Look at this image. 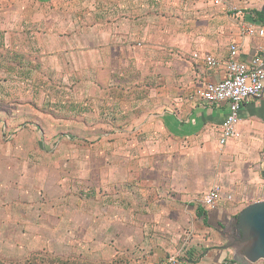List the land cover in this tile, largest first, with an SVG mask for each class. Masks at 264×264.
Returning <instances> with one entry per match:
<instances>
[{"label":"crops","instance_id":"1","mask_svg":"<svg viewBox=\"0 0 264 264\" xmlns=\"http://www.w3.org/2000/svg\"><path fill=\"white\" fill-rule=\"evenodd\" d=\"M197 1L8 2L0 15V251L88 264L233 261L218 229L264 200V129L250 127L264 120V95L243 105L236 137L220 149L226 106L195 92L224 77L227 48L222 26L195 20ZM263 39L237 36L245 57L264 50L246 41ZM196 53L219 67L194 61ZM44 102L58 106L28 105ZM64 103H86V117L102 120L105 169L85 186L66 132L80 115ZM21 112L44 122L17 126ZM68 150L71 176L56 170ZM214 185L222 196L210 211L202 198Z\"/></svg>","mask_w":264,"mask_h":264},{"label":"rangeland","instance_id":"2","mask_svg":"<svg viewBox=\"0 0 264 264\" xmlns=\"http://www.w3.org/2000/svg\"><path fill=\"white\" fill-rule=\"evenodd\" d=\"M8 2L10 0H0V15H5L7 12V6ZM193 3V2H192ZM197 3L202 4V6H199L197 11V18L196 21H199L200 23L206 25L207 29L212 28L213 26L223 27V42L225 45V48H229L230 44L233 41H237L238 36V25L241 23H249L250 19L247 20V18L253 19V12L260 11L261 7L264 4V0H221V3L219 5H213L212 0H198ZM194 16V15H192ZM249 16V17H248ZM246 17V19L244 18ZM243 18V20H241ZM200 26V27H203ZM199 31H202L201 28ZM249 45L253 47H259L261 49H264V39L263 40H250L246 41ZM136 46H140V44H136ZM1 56L4 57V54L1 53ZM3 61L4 58H2ZM1 64V62H0ZM61 93V92H60ZM62 94L65 95V91H62ZM32 106L35 109L41 108L42 106L46 108L47 112L49 113V107H55L58 106L57 103H50V102H44V103H36V104H28ZM71 105L74 107V109L77 110L78 114L80 115L79 119L77 118V125L74 124L71 126L72 129H70V126L68 129H66V132H68V136L71 137V141L73 143L71 144V141L69 139H65L64 137L66 135H63L64 140L72 145L73 148V155L74 150L77 149V155L79 159L78 166H75L71 158V151H67V156H63V166L57 167L56 170L60 171L63 170L64 173L70 175L72 168L68 167L70 165V161H72V164H74L73 169L78 170V181L79 186H82L87 182H94V178L101 177L103 174V170L105 169V164H103V159L106 158L104 155V147L103 144L106 141L105 137H103V134L98 132V130L102 129V120H96L92 118H87L86 113H89L86 103H79L77 105L74 104H66L64 103L65 109H70ZM1 106V105H0ZM39 106V107H38ZM253 105L249 104V107L252 108ZM68 107V108H67ZM264 108V103L262 105ZM40 111V109H38ZM23 111V110H21ZM91 111V110H90ZM20 120H15L14 124L17 122L20 124H23V122H44V119H32L28 115L23 116ZM20 116V115H19ZM54 118L53 114L51 116ZM51 122V120H50ZM264 120L262 122L260 119H250V127L251 128H257L260 127L262 130L264 129ZM21 126V125H20ZM87 127H91L87 129ZM96 127V131H93L92 128ZM101 127V128H97ZM65 134V133H64ZM3 140V136H0ZM44 136H42L43 138ZM140 138L139 136H129L126 140H128L130 143L135 142V139ZM7 139H10L9 136H7ZM112 142H119L118 137H114ZM93 144V145H92ZM118 153V152H116ZM64 155V154H63ZM53 156H47V159ZM42 158L41 154H36L33 152V160L34 159H40ZM44 158V156H43ZM115 173H113L114 176ZM71 176V175H70ZM80 194L82 195V191H80ZM232 203V202H231ZM234 219H232L230 222H233ZM231 224V223H230ZM229 225L226 223L224 227H220L218 231L221 233V237L224 238L223 245L228 244V241L230 240V230L227 227ZM233 225V224H232ZM226 228V229H225ZM211 233V232H210ZM6 249L9 248H2V251H0V261L4 262L5 264H16L17 262H23L25 259L29 258L32 260H39L38 254L48 255L51 256L49 258H45L43 260V264H88L86 262L82 263L79 261H72L70 257L68 258H59L56 257L54 254H49L48 252H36V251H30L22 250L21 253L13 254L11 252H8ZM52 253V252H51ZM44 258V257H43ZM256 264H262V263H256Z\"/></svg>","mask_w":264,"mask_h":264},{"label":"built area","instance_id":"3","mask_svg":"<svg viewBox=\"0 0 264 264\" xmlns=\"http://www.w3.org/2000/svg\"><path fill=\"white\" fill-rule=\"evenodd\" d=\"M220 3L221 0H212L213 5H219ZM244 18L246 19V17ZM238 27V35L242 40L264 38V25L250 21L249 23H241ZM241 46L242 44L239 41H233L230 44L225 56L224 77L218 82L203 85L195 92L198 99L205 104L226 106L227 114L218 138L220 149L236 137L243 105L250 100L261 98L264 92V89L261 90L264 88V72L261 69L257 70L264 65L262 57L264 50L255 51L245 57ZM192 58L194 61L201 62L212 69L220 65L218 60L206 54L196 53ZM221 196L220 187L214 185L204 194L202 205L207 210H215L221 201ZM228 200H230V197H228ZM158 264L181 263L176 256L172 255Z\"/></svg>","mask_w":264,"mask_h":264},{"label":"water","instance_id":"4","mask_svg":"<svg viewBox=\"0 0 264 264\" xmlns=\"http://www.w3.org/2000/svg\"><path fill=\"white\" fill-rule=\"evenodd\" d=\"M260 12L264 20V4ZM262 57L264 59V52ZM259 69L264 72V65ZM263 95L264 92L261 98ZM232 224V230L239 234L237 242L228 241L227 248L232 250L233 261L239 264H264V200L246 206Z\"/></svg>","mask_w":264,"mask_h":264},{"label":"trees","instance_id":"5","mask_svg":"<svg viewBox=\"0 0 264 264\" xmlns=\"http://www.w3.org/2000/svg\"><path fill=\"white\" fill-rule=\"evenodd\" d=\"M249 19H251V18H247V20H249ZM250 21H253V22L255 21V22H257L260 25H264L263 16H262L260 11L253 12V19H251ZM38 256H39V260H35L34 259V260L31 261L29 258H27L23 262H17L16 264H43V260L45 258L51 257V256H48V255H43L42 256L41 254H38ZM0 264H5V263L0 261ZM224 264H239V263H237L235 261H228V262H226Z\"/></svg>","mask_w":264,"mask_h":264},{"label":"flooded vegetation","instance_id":"6","mask_svg":"<svg viewBox=\"0 0 264 264\" xmlns=\"http://www.w3.org/2000/svg\"><path fill=\"white\" fill-rule=\"evenodd\" d=\"M229 230H230V241L231 242H237L239 240V234L236 231L232 230V226L230 227Z\"/></svg>","mask_w":264,"mask_h":264}]
</instances>
